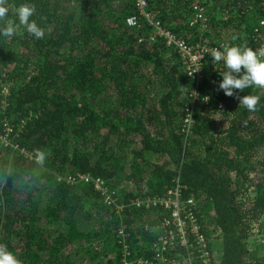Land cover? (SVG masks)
Listing matches in <instances>:
<instances>
[{
	"label": "trees",
	"instance_id": "obj_1",
	"mask_svg": "<svg viewBox=\"0 0 264 264\" xmlns=\"http://www.w3.org/2000/svg\"><path fill=\"white\" fill-rule=\"evenodd\" d=\"M147 2L192 46L223 51L221 44L234 46L223 38L233 36L237 46L264 47L258 0L245 8L240 0ZM4 3L9 15L0 26L30 3L45 37L21 29L0 38V134L8 129L10 139L0 147V245L21 264L158 262V229L170 210L129 202L165 197L179 186L183 200L196 199L213 264H264L249 243L264 226V87L226 96L219 89L223 62L214 64L211 53L199 83L177 49L150 40L151 27L128 26L135 0ZM195 4L207 12L204 31L201 22L190 24ZM216 36L223 40L210 42ZM244 95L259 98L254 111L240 106ZM37 151L45 154L43 165ZM82 175L103 181L127 207L106 205L93 183L69 181ZM179 250L166 257L184 256Z\"/></svg>",
	"mask_w": 264,
	"mask_h": 264
},
{
	"label": "built area",
	"instance_id": "obj_2",
	"mask_svg": "<svg viewBox=\"0 0 264 264\" xmlns=\"http://www.w3.org/2000/svg\"><path fill=\"white\" fill-rule=\"evenodd\" d=\"M137 14L130 17L127 20L128 26L134 29H141L145 26L152 28V33L149 35L151 41L157 38L163 39L168 47L177 49L183 59L187 72L190 76L194 77L199 83L201 82V66L202 62L207 53H211L213 49H217L218 46H192L189 42L184 39L177 37L171 31L166 29L160 19L156 17V13L148 11L147 0H135ZM259 6L263 11V18L260 21V26L264 29V0H258ZM248 3V0H240L238 7H243L244 4ZM196 11L195 17L190 23L191 25L201 22V31L206 30L207 16L205 9L198 5H194ZM259 31V29H256ZM227 45L221 44L222 48ZM198 71V72H196ZM8 90H4V94H7ZM198 99V92L195 90L192 94V107L187 110L185 124L190 128L193 124L192 111L193 103ZM195 107V106H194ZM222 108V106H219ZM8 129L6 134H0V147L8 146L10 139L8 135ZM90 176L82 175L78 181L69 180L73 183H93L96 188L103 192V197L106 205L114 207L118 210H123L127 205L124 202H120L119 196L114 191H109L107 186H104L103 181L99 179H93ZM80 181V182H79ZM181 190L179 186L173 191H169L168 196L165 197H154L150 196L144 200L137 199L131 200L129 205L139 210L146 211L152 207L162 205L166 209L170 210V216L165 218L161 228L158 229V242L156 243V251L158 262L149 261L140 257H136L133 263L124 261V264H197L201 261L202 264H213V254L208 250V243L205 235H202L199 226L196 223V215L194 210L197 208L196 199L189 197L183 200L181 197ZM194 236V239L191 237ZM184 250V256L175 255V259H168L165 252L169 251H180Z\"/></svg>",
	"mask_w": 264,
	"mask_h": 264
},
{
	"label": "clouds",
	"instance_id": "obj_3",
	"mask_svg": "<svg viewBox=\"0 0 264 264\" xmlns=\"http://www.w3.org/2000/svg\"><path fill=\"white\" fill-rule=\"evenodd\" d=\"M35 13L36 8L33 4H20L14 9L16 20L7 19L6 23L0 26V38L11 39L23 29L35 39H43L45 30L32 19ZM8 15L9 8L5 6L4 0H0V21L5 20ZM211 56L214 64L223 62L224 71L219 72L222 77L219 89L226 96L232 97L236 95L237 90L243 92L244 89L253 86L264 87V47L254 50L250 47L226 46L223 51L213 49ZM237 98L240 106L246 107L249 111H254L259 101L258 97L251 95ZM35 158L37 163L43 165L45 154L37 151ZM0 264H21V262L4 245H0Z\"/></svg>",
	"mask_w": 264,
	"mask_h": 264
},
{
	"label": "rangeland",
	"instance_id": "obj_4",
	"mask_svg": "<svg viewBox=\"0 0 264 264\" xmlns=\"http://www.w3.org/2000/svg\"><path fill=\"white\" fill-rule=\"evenodd\" d=\"M120 197V196H119ZM262 233H261V229ZM259 229H255L253 234L250 238V249H253L255 253L264 258V226L260 227Z\"/></svg>",
	"mask_w": 264,
	"mask_h": 264
},
{
	"label": "crops",
	"instance_id": "obj_5",
	"mask_svg": "<svg viewBox=\"0 0 264 264\" xmlns=\"http://www.w3.org/2000/svg\"><path fill=\"white\" fill-rule=\"evenodd\" d=\"M226 9V11H228V12H232V7H227V8H225ZM259 9L261 10V8L259 7ZM237 10V9H236ZM249 10H251V11H254L255 10V8L254 7H249ZM213 13H214V15H216V18H217V21L219 20V19H223L224 18V14L222 13V11H220L219 12V10H213ZM249 16V15H248ZM241 17L243 18V16L241 15ZM236 31V30H235ZM234 31V32H235ZM233 38V36L230 38H226V37H224L223 39H227V41L228 42H230V43H232L234 46H237L238 45V43H235V42H232L231 41V39ZM223 39H219L218 38V36H216V37H213L212 39H210V42H220L221 40H223Z\"/></svg>",
	"mask_w": 264,
	"mask_h": 264
}]
</instances>
